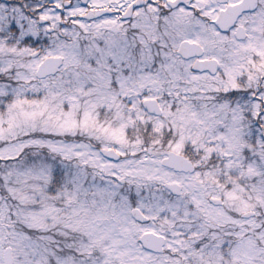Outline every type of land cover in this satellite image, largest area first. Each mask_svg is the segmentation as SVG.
<instances>
[{"label":"snow or ice","instance_id":"6c2138e0","mask_svg":"<svg viewBox=\"0 0 264 264\" xmlns=\"http://www.w3.org/2000/svg\"><path fill=\"white\" fill-rule=\"evenodd\" d=\"M0 264H264V0H0Z\"/></svg>","mask_w":264,"mask_h":264}]
</instances>
